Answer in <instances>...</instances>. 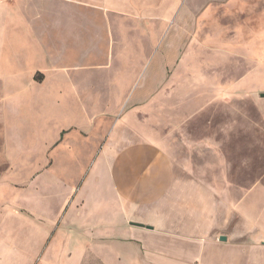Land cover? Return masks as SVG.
<instances>
[{"label":"crops","instance_id":"1","mask_svg":"<svg viewBox=\"0 0 264 264\" xmlns=\"http://www.w3.org/2000/svg\"><path fill=\"white\" fill-rule=\"evenodd\" d=\"M17 1L0 0V87L16 85L13 96L2 98L1 95L0 101L8 103L17 96L30 100L34 92L39 95L48 92L53 104L65 111L61 113L64 124L58 128L56 138L45 142L47 159L44 164L33 169L21 182L27 184L25 190L33 189L32 195H24V204L18 202L20 196L14 192L15 185L21 183L10 179L16 166L7 157L5 130L0 123V157L7 164L5 173L0 175V264L26 261L29 264H50L45 258L51 252L55 263H64L69 257L64 250L65 240L69 238V245L76 249L75 260L86 264H264V187L257 182L239 199V190L226 189L225 184L229 181L223 175L211 177L206 163H202L201 177L195 179L193 156L195 152L202 156L205 151L218 148L214 139L202 138L196 142L199 146L185 148L186 155L193 157L185 159L181 165L186 173L185 179L177 178V148L168 152L158 141L153 144L111 141L106 142L94 161V167L106 168L104 175H98L95 173L97 169L94 170L85 191L75 193L78 179L67 190L66 177L57 174L53 176L56 191L50 193L43 189L44 184L38 180L44 172L55 174L52 169L56 152L73 153L79 146L89 153L78 160L77 166H83V160L87 163L92 160L94 146L84 145L77 135L82 134L83 139L85 135H93L99 115H115L120 104L126 101L135 108L153 102L152 98L157 94L153 88L161 85V62L159 59L155 61L149 77L133 76L139 68L140 56L146 50L124 47V33L128 29L129 16L133 14L129 13L130 0H104L99 6L97 1L85 4L81 0H54L63 3L64 8L68 5L74 10L76 24L82 21V15L84 22L97 29L90 47L84 44L79 50H93L92 57L102 50L103 62L96 63V68L95 65H68L48 73L34 70L29 84H21V71L44 56L37 51L43 47L24 21V11L22 14L18 9ZM174 1L166 0L161 6L153 4V8L145 2L144 5L149 7L144 6L137 14L138 28L150 33L152 44L160 43L157 26L167 23L162 12L166 14L169 9L178 7ZM187 20L184 16L176 21L177 24H187ZM10 22H13L11 26L8 25ZM42 39L45 42L44 36ZM130 53L137 55L133 65L126 58ZM82 69L111 71V78L106 83L111 107L105 111L87 115L81 106L92 94H97L95 84L72 78L53 82L49 75L58 72L66 75L71 70L79 72ZM37 73L44 76L42 81L35 80ZM133 87L135 90L131 95ZM68 103H73L74 108H69ZM74 117L87 119L94 128L89 131L77 122H69ZM53 119L48 117L47 121ZM120 125L123 130L127 128L125 133L128 135L125 122ZM41 128H45V123ZM200 158H197L198 162H203L204 159ZM2 193L4 200L1 199ZM54 198L59 200L53 216L47 201ZM72 211L74 213L70 216ZM12 220L21 221L28 233L17 236L15 228L8 225ZM222 237L226 240H221Z\"/></svg>","mask_w":264,"mask_h":264},{"label":"rangeland","instance_id":"2","mask_svg":"<svg viewBox=\"0 0 264 264\" xmlns=\"http://www.w3.org/2000/svg\"><path fill=\"white\" fill-rule=\"evenodd\" d=\"M91 1H97L99 6L104 0H81L85 4ZM130 1L132 7L129 13L137 18L129 16L128 29L124 33V47L129 50H146L141 54L139 68L133 76L149 77L155 61L159 59L161 62V85L153 88V92L157 93L152 98L153 102L135 108L126 101L120 104L115 115H99L93 135H85V139L82 134L77 135L84 145H92L91 148L94 146L92 160L88 163L83 160V166H77L78 160L89 153L79 146L73 153L56 152V162L52 169L55 174L44 172L38 183L44 184L46 192L53 193L57 189L53 176L57 174L66 177L67 190L78 179L74 186L75 193L85 191L94 170L97 169L95 173L98 175H104L106 168L94 167V161L106 142L153 144L158 141L162 142L168 152L177 148V178L180 180L186 176L181 165L185 159L194 157L195 179L202 175V163L209 164L210 176L217 178L223 175L229 181L225 184L226 189L231 187L239 190V199L257 182L264 187V0H175L177 8L169 9L166 12L168 16L162 12L167 23L157 26L161 34L157 45L149 41L150 33L138 28L137 14L141 13L144 6L149 7L144 5L145 2H149L153 8V4L161 6L166 0ZM17 7L22 14L24 11V21L43 47L37 51L44 56L42 60L21 71V84H29L34 70L48 73L59 71V68L68 65H95L96 68L103 62L102 50H98V55L93 57L90 56L93 50H79L84 44L90 47L97 29H92L93 26L84 22L82 15V21L76 24L74 10L68 5L64 8L63 3L58 4L54 0H18ZM114 14L117 15V12ZM184 16L188 18L187 24H177ZM11 23L13 22L8 25L11 26ZM136 57V54L126 55L130 65L134 64ZM90 61L94 63L91 64ZM49 75L53 82L72 78L95 84L97 94H92L81 105L87 115L111 107L106 87L111 71L82 69L79 72L71 70L66 75L59 72ZM34 78L42 81L44 76L37 73ZM15 87L16 85L10 84L1 86L0 98L1 95L2 98L13 96ZM133 89L135 90L134 87L130 89L129 94L132 95ZM24 97L17 96L8 103L0 101V123L5 130L7 157L16 166L10 179L19 183L25 181L33 169L44 164L47 159L45 142L56 138L58 128L64 124L61 113L65 111L53 104L48 92L40 95L34 92L30 95V100ZM92 99L97 102H91ZM73 105L68 103L71 109L74 108ZM48 117H54L53 121H47ZM121 121L128 127V135L125 133V126L124 130L121 129ZM69 122H77L89 131L94 128L85 118L74 117ZM44 123L45 128L42 129L41 125ZM206 137L214 139L218 148L205 151L202 156L197 152L193 157L191 154L186 155L185 148L199 146L197 140ZM200 157L204 159L203 162H198L197 158ZM6 169L7 164L0 157V175ZM15 186L17 188L14 192L20 196L18 202L24 204V195H32L33 189L25 190L26 183ZM1 199L4 200V193L1 194ZM58 200L54 198L47 201L53 216L58 208ZM34 201L37 202L35 199ZM73 213L74 211L69 215ZM8 225L15 228L17 236L28 233L19 220H12ZM65 242L64 250L69 256L66 262L55 263L52 252L45 258L46 262L86 264L75 260L76 249L69 245L71 238ZM18 264L29 263L26 261Z\"/></svg>","mask_w":264,"mask_h":264},{"label":"water","instance_id":"3","mask_svg":"<svg viewBox=\"0 0 264 264\" xmlns=\"http://www.w3.org/2000/svg\"><path fill=\"white\" fill-rule=\"evenodd\" d=\"M263 97H264V94H263ZM221 240L225 241V240H226V238H225V237H222V238H221Z\"/></svg>","mask_w":264,"mask_h":264}]
</instances>
